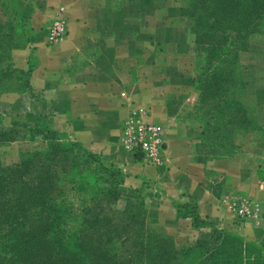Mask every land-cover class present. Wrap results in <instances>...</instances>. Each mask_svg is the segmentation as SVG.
<instances>
[{"label":"crops","instance_id":"1","mask_svg":"<svg viewBox=\"0 0 264 264\" xmlns=\"http://www.w3.org/2000/svg\"><path fill=\"white\" fill-rule=\"evenodd\" d=\"M18 1L34 35L11 53V64L24 73L30 69L28 88L0 95V129H14L15 122L33 127L35 119H42L63 138L120 169L118 206L143 196L151 221L176 248H213L218 233L256 245L264 241L257 152L240 148L203 163L194 158L201 130L186 116L198 101L194 42L203 35L190 32L185 0ZM58 16L67 35L49 45L47 32ZM132 107L146 109L163 130L167 161L159 168L133 159L121 144V126ZM45 146L41 136L0 144L2 163H16L20 153ZM11 148L16 153L4 151ZM229 195L249 199L255 209L256 217L241 229L221 204ZM187 211L201 224L195 226Z\"/></svg>","mask_w":264,"mask_h":264},{"label":"trees","instance_id":"2","mask_svg":"<svg viewBox=\"0 0 264 264\" xmlns=\"http://www.w3.org/2000/svg\"><path fill=\"white\" fill-rule=\"evenodd\" d=\"M185 5L192 34L225 38L222 46L202 48L203 79L194 81L197 108H213L206 112L209 119L202 122L195 147L194 158L203 163L234 155V135L257 123L238 100L244 82L236 61L253 39L264 38V0H185ZM33 35L19 1L0 0V95L28 88L30 69L15 70L11 53L26 47ZM14 125L0 129V144L41 136L46 146L20 153L10 166L0 157V264L189 263V250L178 251L171 236L154 225L141 195L118 207L120 169L63 138L42 119H35L33 127ZM214 136L216 149L206 153L211 156L198 157L199 147ZM186 214L195 226L201 224L193 211ZM217 236V245L194 264H264L263 249L256 244L235 234Z\"/></svg>","mask_w":264,"mask_h":264},{"label":"rangeland","instance_id":"3","mask_svg":"<svg viewBox=\"0 0 264 264\" xmlns=\"http://www.w3.org/2000/svg\"><path fill=\"white\" fill-rule=\"evenodd\" d=\"M183 6L185 5V1L183 2ZM22 8V7H21ZM23 9V8H22ZM24 16L27 18V14L23 9ZM187 23H189L187 21ZM225 38L222 35H208L205 34L203 37L199 38V40L194 42V52H195V66H194V75L193 79L195 82H200L203 79L201 75L202 67L204 65L205 53L202 48L209 45H224ZM236 68L239 70L241 75V79L244 82V90L239 94L236 93L239 97L238 100L242 103L243 106L246 107L248 114L253 117L257 123L255 124V128L238 132L234 135V142L237 149L244 148L245 150L254 149L258 156V176L264 182V149L261 148V145H264L261 141H264V38L257 37L251 41V46L248 52H239L236 61ZM229 98H232L229 96ZM213 101V100H209ZM211 107L206 106L205 108L201 107L197 108V105L189 111L187 114V119L200 125V130L202 131L203 123L205 120L209 119L206 115V112L209 111ZM213 109V108H211ZM214 125V124H213ZM259 128V135H253L252 132L257 131ZM216 136V135H215ZM215 136L204 144V147H199L198 149V157H208L211 155H206V153H210L212 149H216L215 146L218 142L216 141ZM215 143V144H214ZM215 146H214V145ZM214 146V147H213ZM9 153H16L15 148H11V150H4ZM238 151H235L236 154ZM11 155V154H10ZM1 157V155H0ZM209 158V157H208ZM217 158V157H216ZM211 159V158H210ZM11 161V160H10ZM18 161V160H17ZM103 162H105L102 159ZM14 164V163H12ZM9 164L7 166H10ZM143 200L144 197L142 196ZM145 201V200H144ZM126 205V204H125ZM124 206H118L119 208H123ZM156 226V224H154ZM257 247H261L264 253V241L258 245ZM214 248V247H213ZM178 251L189 250V254L192 259L187 264H194L200 258L204 256V251L210 250L212 248H203L199 246H183L176 248Z\"/></svg>","mask_w":264,"mask_h":264},{"label":"built area","instance_id":"4","mask_svg":"<svg viewBox=\"0 0 264 264\" xmlns=\"http://www.w3.org/2000/svg\"><path fill=\"white\" fill-rule=\"evenodd\" d=\"M67 35L65 21L58 16L50 25L48 44L54 45ZM126 98L125 93H121ZM121 144L124 150L135 160H141L155 168L167 161V144L162 128L150 120L146 109L132 107L121 126ZM229 214L233 216L234 225L241 229L245 221L256 217L252 202L240 195H229L221 199Z\"/></svg>","mask_w":264,"mask_h":264}]
</instances>
